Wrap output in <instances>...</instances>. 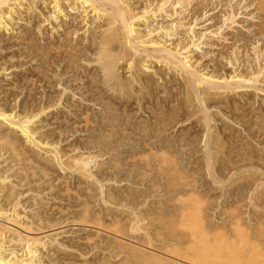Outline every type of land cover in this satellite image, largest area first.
<instances>
[{
    "label": "bare ground",
    "instance_id": "bare-ground-1",
    "mask_svg": "<svg viewBox=\"0 0 264 264\" xmlns=\"http://www.w3.org/2000/svg\"><path fill=\"white\" fill-rule=\"evenodd\" d=\"M210 1L211 0H0V54H10L15 50H27L29 43L32 41L30 43L32 45L34 42V40H31V37L35 32L40 41H44V43H41L48 54L49 60L47 61L48 58L45 60V68L49 70L48 67L57 64L56 66L73 71L76 75V77H72L73 79L70 81L72 82L70 86H67V84H69V79L67 81L65 80V83L61 79L62 74L66 72H60V77L58 76V80H56L55 83L61 84L63 87L55 93L54 96H56V99L53 100L54 102H45L44 104L41 102V104H37L36 106L33 99H23L20 104L16 101L17 96L20 94V84L24 81V84H27L26 87L28 90L32 91L36 82H41V76H44V72L46 74V70L43 67L42 70L37 69L36 71L33 68L34 65H29L34 60V56H32L34 52H31L32 54L28 52V54L21 53L17 55V60L19 61L21 59L23 61H19L20 63L14 65L12 64L10 67L9 65L7 66L5 62L15 59L14 53H11L10 57L4 54V60L1 59L3 56L0 57V60H2L0 62V78L1 80L7 81L4 84H0V93H3L2 96H4V98L12 97L17 91L19 93H16V97L14 96V99H12V105L14 104L12 107L11 105L8 106L7 103L2 104L0 102V264H120L122 260L120 262L116 260H118L117 258L120 257L119 255L123 250L125 251L127 249V253L132 254L131 256L134 254L137 257V254H139L135 251L136 249L133 245L131 246L130 244L124 243L122 240L115 239V237L111 238L110 242L104 240L101 241V243L99 241L98 250L80 253L79 245H86L92 238L86 236V238L82 239L73 229H62L65 225L63 216L66 210L69 212L76 210L79 213V217L73 219L72 224L87 223L89 219L87 214H90L88 212L90 204L88 206V200L86 199H90L91 202H102L106 201L108 198L110 200V198L113 197V193L110 189L104 190L102 188L103 186L95 179L96 177L93 178L94 175L88 172L86 170L87 168L85 169V167L88 166L89 156L88 158L87 156L81 157V155H79L80 157L76 158L75 154L74 156H71L73 154L67 155L65 152H59L61 148L57 147L59 150L56 149L55 144H57V142L55 143V139L58 138V136L53 131L56 129V126L53 125L55 123L51 120L53 119V115L48 116L47 114H49L50 108L58 107L60 101L62 104L59 106L62 110L60 112H64L63 108H65V110L67 109V114V111H73L74 117L78 118L77 122H79L78 124L81 128L79 130H83L91 122V118L88 117L87 113L89 106L99 105L103 109H112L111 107H114L113 104L110 103L112 101L117 103L116 108L125 109L128 112V118L134 119L137 126L140 125V127L144 129L151 127V130L154 128V133H152L151 136L154 138V140H152L153 142H156V140L162 141L161 139H163V137H165L164 140L166 141L169 137L168 134L172 136V132H174L176 128H182L185 123L192 122L191 126V123H188L189 127H186V132H188L187 136L182 132L184 127L182 131L180 128L177 129L179 130L178 133L176 132L177 135L174 134L175 132L173 134L178 137V135H181L179 134L181 131V133H183L182 135H185L184 138L194 139L198 142L202 139L201 134L206 133L207 139L213 147H211L212 149L210 148L211 152L208 153V161L217 159L221 161V157L226 158L229 155V157H231L233 146L231 147V152L228 149L229 147L227 149L224 147L222 149L220 148L225 142L228 143L230 139L234 140V138H237L238 133L234 132L231 134V132L227 131L229 133H227V135L223 134V136L218 129H211L214 122L212 121L213 125L211 126L210 123L213 117H217V119L218 116L220 117L221 111L218 109L223 110L221 114L227 118V120L230 119L229 121L235 122L236 124L239 119L254 118V114L249 112L252 109L254 111L256 108H254V98L257 95H259V97L264 96V49L261 48L259 50V48H256V42H259V40L262 39L261 36H264V0H248L247 6H254L253 10L257 12L258 19H260L259 22L257 21L258 24H256L255 31L253 30L254 33L252 34V38L254 37V41L252 39L253 42L251 43L253 51L251 53L252 57H249L250 55L248 56L249 53L245 54L246 50L244 48L247 46L243 47L245 51L242 49L245 54V56L242 57L240 55V46L237 44L242 40L246 41L245 43H247V41L249 43V40H251L249 38H251V36L247 37L244 35L245 33L233 34L231 31L230 33L228 31L223 33L232 23L234 24V12H229L230 15H226L227 17H224V14L222 16L224 17L222 22L214 21V17L207 16L208 18L204 19L202 23L209 20H212V23L201 31L193 30V28H195L193 26L197 25L195 21L205 18L206 13L204 10H206ZM186 7H188L189 11L184 15ZM178 16L180 17L177 18ZM156 17L165 20L164 24L155 23L151 25L152 22L150 20L153 21ZM241 22L243 21H240V23ZM202 23H198V25ZM177 28L182 31L183 38L186 37L183 41L187 38L189 40L184 42L179 40L180 43L174 40L176 41V44H174L172 38L165 37L162 39L164 36H171L173 34L172 31ZM5 34L7 35L6 37ZM54 34H56V38H54ZM257 36L260 39L256 38ZM205 37L211 40L207 43L205 42ZM39 39L36 38L35 43H37ZM206 41H208V39ZM202 44H207L213 50H208L207 47L203 53L201 52L202 54L197 53L196 51L203 47L200 46ZM240 44L241 46L244 45L243 43ZM248 50L249 49H247V51ZM259 58L262 63L260 62L261 64L259 66H257L258 64L254 65L253 63L257 62ZM223 59L225 60L224 63ZM235 61H242L245 63V69L237 71L233 64ZM40 67L38 66V68ZM16 68H20L19 71L28 70V72H31L27 73L29 76L27 74L23 75L18 80V72H15ZM43 70L45 71L43 72ZM9 75L12 76L10 78H4ZM48 80L51 82L52 78ZM42 85L45 86V84ZM68 88H71V91H67ZM43 91H45V94L47 92L50 94L47 85L43 88ZM91 93L92 97L89 96ZM164 93L166 95L168 94V97L166 95L162 97ZM76 94L80 97L77 96L76 99L72 101V98H74ZM33 96L36 97L37 95ZM235 96L238 97L237 100H234L235 98L233 99ZM178 97L180 101L177 100L179 99ZM12 101L8 103L11 104ZM90 102H92V104H90ZM170 105H174L172 106V110L174 109L173 107H176V111L174 110L172 112L173 115L170 113L166 115V106ZM260 105L261 104L258 106ZM19 106H21V108L18 110L23 111V113L17 112ZM83 108L85 111H83ZM256 109L259 113L264 111L262 110L264 108H260V110L259 107H257ZM106 112L111 111L109 110ZM245 112H248V114L251 113V117ZM54 114L56 113L54 112ZM62 115L64 116V114ZM170 115L171 117H167ZM247 116L249 118H247ZM110 119L111 118L108 117L105 118L104 122L99 121V123H96L106 125L111 131L113 130V124ZM42 122H45L44 124L46 126H50L49 129L47 128L49 130L47 132L50 134H47L44 129L41 130L42 126L40 125ZM258 123L256 124L259 126ZM215 127H217V124L214 128ZM228 127L230 126H227V128ZM223 128L225 129V125ZM233 130L237 131L236 129ZM235 133H237V135ZM128 134L125 130H122V134L119 135V138H131ZM183 136L179 138L182 139L181 137ZM169 141H171V139H169ZM169 141H167V143ZM155 142L152 144H155ZM227 146L226 144L225 147ZM241 147H243L242 144ZM158 149L160 151L157 150L159 152L155 153L159 154V156H170L165 154L166 152L162 150L163 148L160 147ZM248 154L246 157H248ZM260 155L262 156V154H258L259 160L262 159ZM152 156L153 155H151V157ZM128 157L135 159L134 155ZM61 158L63 159L61 160ZM166 158L167 157H165V159ZM252 159L254 160V158ZM168 160L169 158H167V162H169ZM175 160L176 159H174V161ZM224 160L225 159L222 161ZM151 163H153V161H151ZM165 163L166 162H164L163 165ZM173 163L171 165L173 168H169L174 169L175 173L177 171L175 168L176 163ZM220 163L223 165L222 162ZM57 166L60 167L59 169L61 170H69L77 166V174L80 172L83 175V181H81L84 183L81 184V188L84 190L85 194L82 198H80V196L72 198L67 193L69 192V188H67L68 180L57 176ZM143 166L146 172L147 170H153L151 164L149 165L147 162ZM169 168H163V170L160 171L161 173L158 172L159 175L161 174L167 177L169 175ZM157 170L158 169L154 167V171ZM172 176L174 177L173 174ZM178 177L180 178V176ZM176 185L178 186V183H176ZM181 189H183V187ZM189 191V193L186 192L188 196L186 195L187 197L184 199L187 203H184L189 205L191 203L195 206L188 209V212L185 211V208H182L183 210L176 219L177 227L179 226L184 232L187 234L189 233V239L185 238L187 243H189L186 247V251L184 250L186 256L184 255L185 252L182 249L183 247L181 248V252L184 254L181 255L180 247L174 246L166 249L164 254L166 258L160 255V257H158L157 254L153 257L155 253L151 254L149 252L148 256L142 253V255L144 254V260L145 257L148 260H150V257L154 258L155 261H153V259L147 262L150 264L151 262L152 264L155 262H157V264H232V250L234 251L235 249L233 241H228L229 239L227 240L225 237V239L219 241L215 240L213 237L214 240L212 241L210 238V240L208 239L209 235L207 236L206 230L202 227V216L204 214L201 213L202 210L199 209V205L194 202L192 190ZM183 195L184 194H182V196ZM69 199L72 200V204H69ZM84 215L87 219H82ZM92 219L94 218L92 217ZM93 222L94 221L91 223L93 224ZM95 222H97V220ZM97 223L99 224V219ZM8 224L17 225L26 234H21V231L20 233L17 232L16 237L13 235L11 236L10 232L14 233L19 229L14 230L16 228H12ZM102 225L100 224V226ZM79 229L83 230L81 228L77 230ZM96 230L95 232L97 233ZM180 231L181 230H179V232ZM237 232H234L235 235ZM240 232H242V230H240ZM239 234L235 237H238ZM184 235L185 233L183 236ZM181 239L184 240L183 238ZM247 241H249V239H247ZM238 244L241 245L240 243ZM245 244L246 243L243 244V248L247 247V244L246 246ZM238 247L236 246V249ZM92 248L94 249L95 247ZM99 248H101V250ZM243 250H246V252L248 251V249L245 248ZM187 252L189 255L194 253V256H198L190 257ZM87 254H89V258L86 260ZM224 254L227 256L230 254L231 258L229 259V257L224 256ZM248 254L249 253H247V255ZM142 255L140 258L139 256L137 257L139 259L129 256L135 258L137 261L141 259L144 261ZM149 255L152 256L149 257ZM238 256L239 255H237V257ZM125 260L129 261L127 256ZM125 260L123 263L125 262L124 264H127ZM238 261L239 260H235V262ZM244 261L246 263L248 262L246 260ZM145 262L140 264H147ZM235 262L233 263L237 264ZM241 262L240 264H242ZM130 263L128 262V264ZM131 264H134V262Z\"/></svg>",
    "mask_w": 264,
    "mask_h": 264
},
{
    "label": "rangeland",
    "instance_id": "rangeland-1",
    "mask_svg": "<svg viewBox=\"0 0 264 264\" xmlns=\"http://www.w3.org/2000/svg\"><path fill=\"white\" fill-rule=\"evenodd\" d=\"M211 1H210L209 5L206 7V10H204V12L206 13L205 18H201L200 20H196L195 23H197V25L193 26V27H195V28H193V30L194 31H197V30L201 31L203 28L205 29L208 25H210L212 23V20H209V21L202 23V21L204 19L208 18L207 16L214 17V21H217V22L221 21L222 22L224 17H227L228 15H230V13L234 12L233 13V14H235V17L233 19L234 24L232 23L229 28H226V29L224 28L225 30L223 31V33L227 32V31L230 33V31H231V33H233V34L245 33L244 35H246L247 37L251 36V38H249V39H251V40H249V43H248V41H247V43H245L246 41L242 40L243 42L240 41L237 44H238V46H240V48H239L240 49V55L242 57L245 56L246 53H249L248 56L250 55L249 57H252L251 53L253 51H252L251 43L254 41V37L252 38V34L255 31L254 29L256 28L255 27L256 24H258L257 21L259 22V20H260V19H258L257 12L255 10H253L254 6H252V5L247 6L248 0H211ZM219 1L221 2V4ZM188 11H189L188 7H186V11H185L184 15H186L188 13ZM223 15H224V17H222ZM179 17L180 16H178L177 18H179ZM181 17H182V15H181ZM186 20H187V18H186ZM150 21L152 22L151 25L152 24L154 25L155 23L156 24H159V23L164 24L165 20H162L160 17H158V18L156 17V18H154L153 21L152 20H150ZM240 21H243L244 23L243 22L240 23ZM198 23H202V24L198 25ZM180 31L181 30L179 28H177L176 30L172 31L173 34L171 36H164V37L162 36L163 37L162 39H164L165 37L166 38H172V42L174 44H176V41L177 42L179 40L183 41V39L186 37L183 38V36H182L183 33H182V31L181 32ZM221 32H222V29H221ZM206 35H207V33H206ZM6 36L7 35L5 34V37ZM33 36L31 37L32 38L31 40H34V42L32 45L30 44L32 41L29 43L27 50L26 49H24L23 51L22 50H15V51L11 52V53H14L15 59H11V61L9 60V61H6L5 63L7 66L9 65V67H10L12 64L14 65V64H17V63H20L21 61H23L20 59L19 60L20 62H19L16 58L17 55H19L21 53L28 54V52H30V53L34 52L33 54L31 53L32 56H34V60L29 65L30 66L34 65L33 68L36 71H37V69L42 70V68L44 67V69L46 70V74L44 72L45 70H43V72H44L43 74H44V76L45 75L46 76H45V78L43 75L41 76L42 77L41 82H36V85L34 86L32 91H29L28 88L26 87L27 84H24L25 83L24 81H23V83H21L20 82L21 79H20V81H19L21 83L20 89H19L20 94L18 93V91L16 92L19 94L16 98V101H17V103L21 104L22 103L21 101L23 99L24 100H30V99L32 100L33 99V101L35 102V105L37 106V104H41V102H42V104H44L45 102H49V103L54 102L53 100L56 99L55 98L56 96H54L55 93L61 87H63V85H61V84L59 85V84L55 83V81L58 80V76L60 77L61 73L66 72L65 74H62L61 79L63 80L64 83H65V80L67 81L69 79L68 80L69 84H67V86H70V83H72V82H70L71 79H73L74 76L76 77V75L73 71H69L68 69H67L68 70L67 71L64 68L56 66L57 64H54L53 66L48 67L49 70H47L45 68V66H46L45 60L48 58V56H47L48 54L46 53L47 51L45 50V48L42 44V43H44V41H40V39L38 38V36L35 32L33 33ZM238 37H239V35H238ZM36 38L39 39V40H37V43H35ZM54 38H56V34H54ZM256 38H259V37L257 36ZM261 38L262 39L259 38L260 39L259 42L258 41L256 42V46H257L256 48H259V50L261 48L264 49V36H261ZM207 39H208V41H206ZM252 39H253V41H252ZM174 40H176V41H174ZM186 40H189V39L187 38ZM186 40H184V41H186ZM209 40H211V39L206 38L205 42L208 43ZM180 41H179V43H180ZM240 43H243L244 45L241 46ZM248 44L251 46H249ZM33 45H35V46H33ZM200 46H203V47L196 51L199 54L201 52L203 53V51H205L207 47H208V50L212 49L207 44H202ZM244 46H247L244 48L246 51H247V49H249L247 52L243 49ZM35 48H37V49H35ZM242 49L245 51V54H244V51ZM241 50H242V52H241ZM35 53H37V54H35ZM4 54H6L7 57H10V54H8V53H4ZM4 54H2V53L0 54V57L3 56L1 58L3 60H4V56H5ZM31 54H30V56H31ZM22 55H24V54H22ZM35 55H37V56H35ZM41 57H44V58H41ZM48 60H49V58L47 59V61ZM1 61L2 60H0V62ZM224 62H225V60L223 61V63ZM241 62L242 61H235L233 63L234 67L236 68L237 71L244 70L246 67L245 63H243V62L241 63ZM257 62H259V63H257ZM257 62H254V63L252 62V63L254 65L258 64L257 66H259L262 63L260 58L257 60ZM253 64H252V66H253ZM37 65L39 67L40 66L41 67L38 68ZM227 66H229V65H227ZM56 67H58L59 69ZM254 67H253V69H254ZM19 69L20 68L15 69V72H18V74H19V75L17 74L18 80L23 75H26L27 73L31 72V71L28 72V70L27 71H19ZM55 71L58 75L55 73ZM72 74H73V76H72ZM27 75L29 76V74H27ZM49 75L52 77H50ZM56 75H57V77H56ZM11 76L12 75H9V76L4 77V78H10ZM28 76H26V77H28ZM15 77H16V75H15ZM48 77L52 78L53 82L52 81L49 82ZM5 80H8V79H5ZM5 82H7V81L1 80V78H0V84H2V83L4 84ZM42 84H45V86H43ZM55 84H56V86H55ZM46 85H47V89L49 90L50 94H48V92L45 94V91H43V88L46 87ZM73 86H74V82H73ZM70 89L71 88H68L67 91H71ZM67 91H66V93H67ZM16 93L12 97H9V98H7V97L4 98V96H2L3 93H0V98H1L0 102L2 104L7 103V105L8 106L11 105V107L14 106V104L12 105V103H13L12 99H14V96L16 97ZM33 95H37V96L35 97ZM49 95H51V96H49ZM165 95H166L165 93L162 94V97H165ZM77 96L80 97L78 94H76L75 97L72 98V101H74V99H76ZM89 96L92 97V93L89 94ZM31 97H34V98H31ZM236 97L237 96L233 97V99L235 98L234 100H237L238 97L237 98ZM88 98H90V97H88ZM6 99H8V100H6ZM49 99H52V100H49ZM254 99H253L254 100L253 102L255 105L254 108L255 107L256 108L259 107V109L264 108V96L259 97V95H257V96H255ZM177 100L180 101V98ZM10 101H12L11 104L8 103ZM110 103H112L114 106V107L110 106L112 109H110V108L109 109L108 108L103 109L99 105L89 106V108H88L89 110L87 113H88V117L91 118L90 119L91 122H90V124H88L89 126L87 125L85 127L86 129L84 128L85 130L84 129L79 130L81 128L79 127V124H78L79 122H77L78 118L74 117L73 111L71 112L68 109L69 111H67L68 112V114H67L66 113L67 109L65 110V108H63L64 112H60V111H62L61 108L59 107L62 105L61 101H60V104L58 106L60 109L57 106L56 107L58 109L56 107H54V108L52 107L53 109L50 108L51 112L49 111L48 112L49 114H47L48 116L53 115L52 116L53 119H51V120L55 123L53 125L56 126L55 127L56 129L53 130L56 133V135L58 136V138L55 139L56 140L55 143L57 142V144H55L56 149L59 150L58 148H61L59 150V152H65L67 155L73 154L71 156H74V154H75L76 158L80 157L79 155H81V157L82 156L83 157L89 156L90 158L88 157L89 159H88V163H87L88 166H86L85 169L87 168L86 170L88 172H90L92 175H94L93 178L96 177L95 179L103 186L102 188L104 190L110 189L113 193V197L110 198V200L108 198V199H106V201H102V202L99 201L100 203L99 202H91L90 199H88V198L86 199V200H88L87 201L88 206L90 204V206L88 208V212L90 214H87V216L89 218L88 219L89 223L83 222L84 224H74V223L72 224V220L79 217L78 211H76V210L71 211V212H69L67 210L65 211L64 216H63L65 225H64V228H62V229H65V230L73 229L77 234H79V236L82 239L86 238V236H89L92 238L91 240L88 241V243L86 245H79V252L80 253L86 252V251L91 252V250H93V251L98 250L99 241L101 242V241L106 240V241L110 242L111 238H114V237H115V239L122 240L124 243L130 244L131 246L133 245V247H135V249H136L135 251L139 253V254H137V257L140 254L142 255V253H144V254H146V256H148V253L150 252L151 254L155 253V254H153V257H154V255L156 256V254H157L158 257L162 256V257L166 258V255H164L166 249H169L170 247H174V246L180 247V249L183 247L182 248L183 251L184 250L186 251V247L189 243H187L185 238L189 237V235H188L189 233L187 234L179 226L177 227L176 219H177V216H179V213L184 208H185V211L188 212V209H191L195 206V205H192L191 203H190V205L185 204L187 202H185V200H184L188 196L187 193L190 192L189 190H192L191 192L194 194V198H193L195 200L194 202H196L199 205V209L202 210V211L200 210L201 213L204 214L203 215L204 217L202 216V218H203L202 219V227L204 228V230H206L207 236L209 235L208 239L210 238L211 241L214 239L219 241V240L227 238V240L229 239L228 241H233V243L235 245V249H234V251L232 250V253H233L232 259H231L232 264H234L233 262H235V260H239L240 262L243 260L241 262L242 264H255V263L264 264V166H262V165H264V160H262V159H264V153H262V152H264V129H262V128H264V126H262V125H264V120H262V119H264V111H261V113H259V111H257L256 108H255L256 111L255 110L253 111V109L251 111H249V112H252L254 114L253 115L254 118L251 117V115H252L251 113L248 114V112H245L251 118H249L247 116V118H249V119H246V118L244 119V117H243L244 120L239 119V121L236 124L235 122L229 121L230 119L227 120V118H225L221 114V113H223L222 112L223 110L218 109L219 111H221L220 112L221 118L219 116H218V119H217V117H213V120H211L210 126L213 125V122H214V125L211 126V129H218L219 132L221 131L220 133L222 135L223 134L227 135V133H229V132H231V134H233L234 132H237L238 135H237V133H235V134L238 137L234 138V140L230 139V141L228 143L225 142L224 143L225 145L223 144V146L220 148V149H222L224 147L225 149H227L229 147L228 149L230 151L231 147L233 146V148H232L233 152L230 151L232 153L231 157H229L230 156L229 155L226 158L221 157V161H220V159L219 160L217 159L218 161L217 160H211V161L209 160L208 161V159H207L208 153L211 152V149L213 147L207 139V136H206L207 134L206 133H202L203 135L201 134L202 139L200 141H198L200 143H198L194 139H186V138H184L185 135L184 136L182 135L183 133H185L187 136L188 132H186L187 131L186 127L189 125L188 123H191L190 124V126H191L192 122H187V124L185 123L184 124L185 126L183 125L184 128L182 127L183 131H182V128L179 127L183 133H181V131H180L179 134H181V135H178V137L175 135H177L176 132L177 133L179 132V130H177L179 128H176L174 130L175 133L172 132V136L170 134H168L169 137L166 139V141L164 140L165 137H163V139H161L162 141L156 140V142L154 141L155 144H152V143H154L152 141V140H154V138L151 136H152V133H154L153 132L154 128H152V130H151L150 129L151 127L150 128L148 127L149 129L148 128L144 129L143 127H140V125L137 126L134 122V119L132 120V118L131 119L128 118V112L125 109L122 110V109L116 108L117 103H115V102L111 101ZM90 104H92V102H90ZM259 104H261L262 106L261 105L258 106ZM170 106H166V109H167V112L165 111L167 113L166 115H169V113L173 115L172 112L174 110L176 111V109H175L176 107H173L174 109L172 110V106H174V105H170ZM20 108H21V106H19V108H17V110ZM169 108H170L171 112H170ZM105 110L106 111L110 110L111 112H106ZM262 110H264V109H262ZM83 111H85V109ZM17 112L23 113V111H21V110H18ZM54 112L57 115L54 114ZM256 112H257V114H256ZM62 114H64V116L65 115L66 116L64 117ZM108 117L111 118L110 120L113 124L112 129L114 131L113 130L110 131L109 128H107V126L104 124H101V123L97 124L96 123V122L99 123V121L104 122L105 118H108ZM167 117H171V115L167 116ZM214 119H216V120H214ZM254 121L256 123L259 122L258 123L259 126ZM247 122L248 123L250 122L249 123L250 125ZM44 123L42 122L40 125V126H42L41 130L44 129V131L47 132V131H49L48 129L50 128V126H46ZM94 123H95V125H94ZM216 124H217L218 128L217 127L214 128V126H216ZM224 125H225L226 130L223 128ZM227 126H230V127H228L229 129L227 128ZM232 127H233V129H236L237 131H234L232 129ZM231 129L233 132L231 131ZM122 130H125V132L127 134L129 133L128 135L131 136V138L120 139L119 135L122 134ZM222 131H223V133H222ZM227 131H229V132H227ZM240 133H242V134H240ZM47 134H50V133L47 132ZM255 134H257V135H255ZM149 136L151 139L149 138ZM161 136H163V135H161ZM180 136H183V137H181L182 139L179 138ZM169 139H171V141H169ZM184 139H185V142H184ZM167 141H169V142L167 143ZM231 143H232V145H231ZM250 143H252V144H250ZM226 144L228 145L227 147H225ZM241 144L243 147H241ZM236 146H239V147H236ZM251 146L253 147V149ZM136 147H138V148H136ZM160 147L163 148L162 150H165V152H166L165 154L170 155V156H165V157L169 158L168 161L170 163L167 162V158L165 159V157H163V156H162L163 157L162 158L161 156H159V154L155 153V152L160 151L158 149ZM249 149H250V151H249ZM255 149L259 152H257ZM67 150H70V151H67ZM157 150H159V151H157ZM234 150L236 153L234 152ZM248 152L251 156L248 154ZM253 152H254V154H253ZM256 153L262 154V156L260 155V157L262 158L261 160L258 159L259 156ZM247 154H248V157H246ZM130 155H132V156L134 155L135 159L129 158L128 156H130ZM149 155H150V157H149ZM151 155H153L154 157L153 156L151 157ZM234 155H235V157H234ZM151 158L154 160H152ZM230 158L233 160H231ZM252 158H254L255 161ZM62 159L63 158H61V160ZM174 159H176L175 161H177V162H175ZM223 159H225V160L222 161ZM242 159H244V160H242ZM245 160H247V161H245ZM134 161L136 164L134 163ZM145 161L147 162V164H149V165L151 164V166H152L151 168H153L152 171L147 170V172H146L145 169H143L144 168L143 165L146 164ZM151 161H153V163H151ZM164 162H166V163L163 165ZM220 162H222L223 165H221ZM223 162H225L226 164ZM172 163L173 164L176 163L175 168L177 170L176 171L177 173L176 172L174 173V171H175L174 169L169 168V167H171ZM210 164H212V165H210ZM227 165H229V166H227ZM93 166H94V168H93ZM216 166H218V167H216ZM252 166H253V168H252ZM256 166H258V167H256ZM154 167H155V169L157 168L158 170L154 171ZM166 167L169 168V170H171V171L168 170V173L170 176L168 175L167 177H165V175L162 176L161 174H160L161 175L160 176L159 175V173H161L160 171H162L163 168L167 169ZM59 168L60 167L57 166V169H58L57 170L58 171L57 176L59 178H64V179L68 180V187L67 188H69V192H67V193L72 198H74L76 196H80V198H82L85 194L84 190L81 188V186H82L81 184L84 183V182H82L83 181L82 180L83 175L80 172L77 174V171H78L77 166L73 167L72 168L73 170L69 169L70 171L66 170V169L61 170ZM171 168H173V167H171ZM222 168H224V169H222ZM159 169H161V170H159ZM183 169H185V170H183ZM234 169H235V171H234ZM254 169H256V170H254ZM74 171H76V172H74ZM171 173L174 175V177L172 176ZM178 176H180L181 179ZM254 177L257 181L254 179ZM177 181H179V182H177ZM190 181H192V182H190ZM251 182H253V183H251ZM176 183H178V186L176 185ZM150 185H152V186H150ZM187 185H190V186H187ZM179 186H180V188H179ZM182 187H183V189H181ZM190 187H191V189H190ZM182 194H184V195L182 196ZM181 196H182V198H181ZM71 199H69V201H70L69 204H72ZM181 200H184V201H181ZM178 201H180V202H178ZM171 203L174 205H172ZM176 203H178V204H176ZM179 203H180V205H179ZM114 208L115 209L117 208V209L115 210ZM177 212H178V214H177ZM92 217L94 219H92ZM83 218L87 219V217L85 215H84V217L82 216V219ZM98 219H99V224L97 223ZM89 220H92L94 222L97 220V222H95V223L93 222V224H92L91 223L92 221H89ZM100 224L101 225L103 224V225L100 226ZM8 225H10L12 228H16L14 230L19 229L18 231L14 232L15 234L13 232H10L11 236L13 235L14 237H16L17 232L20 233L21 231H22L21 234H23V235L26 234L17 225H11V224H8ZM78 228H81L83 230L79 229L80 230L79 231V230H77ZM177 228L179 230H181L183 233L181 231L179 232V230ZM95 230L99 234H97L95 232ZM177 230H178V232H177ZM210 230L213 232L215 231L214 234ZM240 230H242V232H240ZM237 231H239V232H237ZM209 232H210V234H209ZM234 232L235 233L237 232V234L240 233L239 235H241V236L238 235V237H235L237 234L235 235ZM180 233L182 236L180 235ZM184 233H185V235L183 236ZM210 235H212V236H210ZM222 236H223V238H222ZM244 237H245V239H244ZM181 238H183L184 240H182ZM247 239H249V241H247ZM242 241H243V243H242ZM237 242L240 243L241 245H239ZM244 243L247 244L248 248L244 247L245 249H248L247 252H246V250H243L244 249L243 248ZM249 243H251V244H249ZM246 244H245V246H246ZM236 246L237 247L239 246V247L236 249ZM240 246H242V247H240ZM249 246H251V247H249ZM92 247H95V248L93 249ZM99 249L101 250V248H99ZM182 249L180 250V252L182 251ZM126 250L122 251L124 253H122V252H121V254L119 253L120 257H118L117 258L118 260H116V261L120 262L122 260V263H123V261L126 259V256H127V259L129 260V261L125 260L127 264H128V262L129 263L134 262V264L135 263L140 264V263L145 262V260H146L145 263H147L148 261L150 262V260L152 261L154 259V258L150 257L152 255H149L150 258L149 257L148 258L150 260H148L145 256H144L145 257V260H144V258H143L144 254H143L142 258L144 261H142V259H141L138 261H142V262H138L137 260H135V258H137L136 255L133 254V256H131L132 254L127 253ZM137 250H139V251L141 250V251L139 252ZM143 251H146V252L148 251V252L146 253ZM158 251H159V253H158ZM238 251H240V252H238ZM247 253H249V254L247 255ZM183 254L184 253L181 252V255H183ZM226 254H224V256L229 257V259H230L231 255L229 254L227 256ZM129 255L131 257H135V258H131ZM184 255L186 256V252ZM188 255H189V253H188ZM237 255H239V256L237 257ZM240 255H241V257H240ZM140 256H139V258H140ZM189 256L195 257L198 255L194 256V253L193 254L191 253V255H189ZM256 256H258V257H256ZM252 257H253V259H252ZM88 258H89V254L86 255L85 259L87 260ZM139 258H137V259H139ZM155 258H157V257H155ZM233 258H234V260H233ZM244 260H246L248 262L246 263ZM153 261H155V259ZM238 262H235V263L238 264ZM240 262H239V264H240ZM122 263H120V264H122ZM147 264H150V263H147ZM151 264H152V262H151ZM153 264H157V262H155Z\"/></svg>",
    "mask_w": 264,
    "mask_h": 264
}]
</instances>
